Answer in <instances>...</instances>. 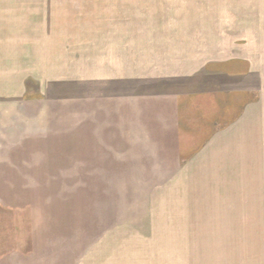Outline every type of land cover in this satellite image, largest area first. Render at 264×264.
<instances>
[{
    "label": "rangeland",
    "instance_id": "1",
    "mask_svg": "<svg viewBox=\"0 0 264 264\" xmlns=\"http://www.w3.org/2000/svg\"><path fill=\"white\" fill-rule=\"evenodd\" d=\"M169 32L190 36L191 68L252 61L253 76L238 77L237 86L252 88L261 121L234 161L239 173H264V0H0V94L25 90L13 105V132L0 124V264H264V187L255 186L252 206L248 197L231 219L204 215L200 229L188 230L183 215H169L177 223L160 233L144 219L146 193L121 180L131 172L113 143L107 165L104 157L46 159L45 148L65 152L62 141L89 122L86 111L73 118L92 108L75 94L169 78ZM80 170L112 181L74 183ZM121 225L145 230L146 244L130 238L125 249L102 245L91 254L95 240Z\"/></svg>",
    "mask_w": 264,
    "mask_h": 264
},
{
    "label": "crops",
    "instance_id": "2",
    "mask_svg": "<svg viewBox=\"0 0 264 264\" xmlns=\"http://www.w3.org/2000/svg\"><path fill=\"white\" fill-rule=\"evenodd\" d=\"M188 37L169 32L168 79L143 82L121 91L75 94L74 100L87 102L93 109L75 110L73 118L86 111L89 122L82 123L83 127L77 123L73 133L67 135L70 137L62 141V145L67 144L65 152H59L62 147L50 149V145L44 149L46 159L74 158L82 163L84 159L92 164L104 157L105 165L114 155L121 157L125 165L127 159L128 174L131 173L121 180L137 183L135 191L146 193L144 219L160 233L169 230V223H177L169 215H183L188 230L195 223L200 229L201 223L208 220L204 215H236L239 204H247L248 197L252 206L255 186L264 187V184L259 186L264 183V173H239L234 161L237 150L245 149L241 144L249 140L261 121L253 115L256 107L250 101L252 88L237 86L238 77L248 80L253 76L252 61L235 56L206 60L191 68ZM175 38L182 40L178 43ZM212 66L215 67L211 69ZM176 69L186 72L177 73ZM209 71L215 74L207 75ZM24 98V86L20 93L0 94V124L8 122L4 130L13 132V105L20 104ZM103 104L105 113L99 112ZM103 135L106 138L101 140ZM68 138H73V142L67 143ZM109 143H113L115 154L110 151ZM109 176L80 170L70 180L109 182L112 181ZM34 180L43 181L38 177ZM145 185H148L146 189ZM151 214H154L153 223ZM146 235L141 228L121 225L102 234L89 250L98 254L102 245L109 252L107 247L122 244L121 249H125L124 242L130 238L140 244ZM114 238L119 242L109 245ZM135 250L140 256L144 254L142 246Z\"/></svg>",
    "mask_w": 264,
    "mask_h": 264
}]
</instances>
